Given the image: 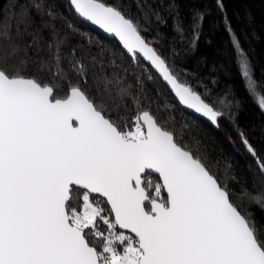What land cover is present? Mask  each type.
<instances>
[{
	"label": "snow or ice",
	"instance_id": "obj_1",
	"mask_svg": "<svg viewBox=\"0 0 264 264\" xmlns=\"http://www.w3.org/2000/svg\"><path fill=\"white\" fill-rule=\"evenodd\" d=\"M69 3L133 62H149L181 105L218 125L224 113L177 79L131 18L101 0ZM54 19L48 0H0V264H264V225L150 111L123 130V117L98 106L87 66L75 49L65 56ZM239 67L264 110L248 60ZM112 85L127 94L119 79H105L104 91ZM133 99L142 109L143 98ZM241 135L264 176V160ZM240 197L264 208V195Z\"/></svg>",
	"mask_w": 264,
	"mask_h": 264
},
{
	"label": "trees",
	"instance_id": "obj_2",
	"mask_svg": "<svg viewBox=\"0 0 264 264\" xmlns=\"http://www.w3.org/2000/svg\"><path fill=\"white\" fill-rule=\"evenodd\" d=\"M101 2L137 23L142 36L162 55L177 79L224 115L216 128L191 117L141 61L133 62L114 41L100 37L81 23L67 0H48L55 13L53 23L66 40L64 54L68 56L75 49L77 58L87 66L88 88L97 105L103 103L111 109L114 120L123 117L117 120L123 130L134 128L138 111H150L162 126L175 133L178 143L206 158L212 174L234 193L232 201L240 211L251 212L264 225V208L240 197L245 189L264 195V176L248 154L241 135L264 160V110L247 91L239 67L241 58H246L259 89L264 91V0H221L222 9L217 0ZM26 3L27 0H18L19 5ZM69 24L73 27L69 28ZM49 33L50 29L42 30L45 40L50 38ZM234 40H238L242 54L234 47ZM105 79H119V86L127 94L121 95L115 85L105 92ZM134 95L143 98L142 109L135 106ZM157 181L158 177L145 176L149 194ZM105 227L102 225L101 230Z\"/></svg>",
	"mask_w": 264,
	"mask_h": 264
},
{
	"label": "water",
	"instance_id": "obj_3",
	"mask_svg": "<svg viewBox=\"0 0 264 264\" xmlns=\"http://www.w3.org/2000/svg\"><path fill=\"white\" fill-rule=\"evenodd\" d=\"M69 6L71 7L70 3H69V0H67ZM72 9V8H71ZM73 11V9H72ZM74 13V11H73ZM74 15L76 16V14L74 13ZM77 17V16H76ZM78 19V18H77ZM79 21H81V23H83L84 25L88 26L90 29H92L94 32H96L100 37L104 38V39H108V40H112L116 43V45L119 47V49H121V51L126 55V51L122 48V45H120L118 39H116L114 36L108 34V33H105L102 29H100L98 26H94L92 25L90 22H83L82 20L79 19ZM129 57V56H128ZM141 62L146 66L148 67L156 76L157 78L162 82V84L168 89V91L170 92V94L172 95L173 99L175 100V102L177 103V105L179 106V108L184 111L185 113H187L188 115H190L191 117L195 118V119H198L200 121H203L204 123H206L207 125L211 126L212 128H216L217 125H213L211 123V121H209L206 117H203L201 116L200 114L196 113L194 110L192 109H187L186 107H184L183 105H181L178 101V98L175 97L174 93L171 91L170 87L162 80V78L159 77V74L156 72L155 69H153L150 65L149 62L147 61H144L142 58H141ZM242 143L243 145L246 147V145L244 144L243 140H242ZM246 150H247V147H246ZM248 152V150H247ZM248 154L250 155L251 158H253L255 160V158L248 152ZM256 162V160H255ZM257 164V163H256ZM155 177H158V174H151Z\"/></svg>",
	"mask_w": 264,
	"mask_h": 264
},
{
	"label": "rangeland",
	"instance_id": "obj_4",
	"mask_svg": "<svg viewBox=\"0 0 264 264\" xmlns=\"http://www.w3.org/2000/svg\"><path fill=\"white\" fill-rule=\"evenodd\" d=\"M133 130H134V128H133Z\"/></svg>",
	"mask_w": 264,
	"mask_h": 264
}]
</instances>
